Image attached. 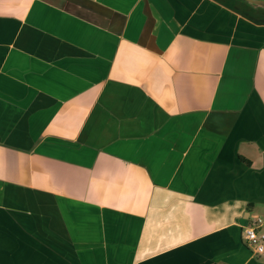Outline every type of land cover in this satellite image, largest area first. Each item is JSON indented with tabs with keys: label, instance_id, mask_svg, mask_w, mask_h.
Instances as JSON below:
<instances>
[{
	"label": "crops",
	"instance_id": "1",
	"mask_svg": "<svg viewBox=\"0 0 264 264\" xmlns=\"http://www.w3.org/2000/svg\"><path fill=\"white\" fill-rule=\"evenodd\" d=\"M253 214L264 0H0V264H264Z\"/></svg>",
	"mask_w": 264,
	"mask_h": 264
},
{
	"label": "built area",
	"instance_id": "2",
	"mask_svg": "<svg viewBox=\"0 0 264 264\" xmlns=\"http://www.w3.org/2000/svg\"><path fill=\"white\" fill-rule=\"evenodd\" d=\"M264 218L259 214H253L249 223L242 227V237L252 253L264 259Z\"/></svg>",
	"mask_w": 264,
	"mask_h": 264
}]
</instances>
